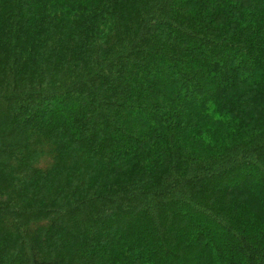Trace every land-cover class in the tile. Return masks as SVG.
I'll return each instance as SVG.
<instances>
[{"label":"trees","instance_id":"trees-1","mask_svg":"<svg viewBox=\"0 0 264 264\" xmlns=\"http://www.w3.org/2000/svg\"><path fill=\"white\" fill-rule=\"evenodd\" d=\"M0 264H264V0H0Z\"/></svg>","mask_w":264,"mask_h":264},{"label":"rangeland","instance_id":"rangeland-1","mask_svg":"<svg viewBox=\"0 0 264 264\" xmlns=\"http://www.w3.org/2000/svg\"><path fill=\"white\" fill-rule=\"evenodd\" d=\"M248 180V183H246L245 181H244V186H242V188H240L241 190V192H244V193H249V192H251V191H253V190H251V188L249 187V183H251V181H253V176H249L248 178H246V181Z\"/></svg>","mask_w":264,"mask_h":264}]
</instances>
